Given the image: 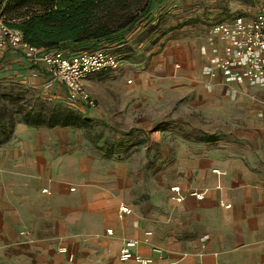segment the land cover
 Returning <instances> with one entry per match:
<instances>
[{"label": "crops", "instance_id": "0c3cea01", "mask_svg": "<svg viewBox=\"0 0 264 264\" xmlns=\"http://www.w3.org/2000/svg\"><path fill=\"white\" fill-rule=\"evenodd\" d=\"M168 1L158 0L145 25L128 33L124 42L109 46L123 47L130 37V41L139 42L136 47L151 45L149 38L155 30L160 32L155 33L157 38L151 46L156 45L155 50H162L163 54L157 55L160 58L169 47L180 48L187 41L195 43L194 49L199 52L189 62H210L202 68L205 73L202 78L213 88L204 93L205 97L215 100V105L217 100L223 99L241 109L242 118L247 119L245 139L228 142L209 136L192 143L194 153H185L183 161L194 165L187 167L183 177L194 180V188L202 193V198L190 195L182 182L174 183L180 188L175 193L179 199H171L172 184L167 194H163L162 204L154 202L156 206L152 205L145 214H140L129 203L106 199L101 189L95 191L97 197L92 202L87 196L84 200L90 190L89 182L83 179L75 180L78 186L73 188L56 185L55 179L48 177L45 187L33 188L30 180L33 174L41 172L33 167V173H26L25 169L31 171L32 166L27 167L23 160L36 164L37 157L26 158L18 154L17 159L23 165L17 173L25 181L7 187L0 197V264H138L119 259L124 239L137 240L139 243L133 253L152 258L154 264H264V81H246L241 75L232 81L221 75L211 77V63L227 40L211 33L208 26L194 30L161 27L159 7ZM254 16L225 23L234 25ZM168 62L166 57L164 63ZM89 78L90 75L84 80L87 90ZM0 81L22 87L49 102L45 109L35 110L33 106H23L22 94L10 93L9 98L17 105L14 113L20 115L19 128L22 125L50 130L58 126L82 127L88 125L85 121L99 115L96 108L70 103L65 86L53 80L43 66L33 64L24 50L8 48L3 52ZM67 106L71 110L69 113L64 110ZM25 112L40 114V122L28 124L23 121ZM14 113L10 114L15 124ZM67 120L72 123L63 124ZM217 144H225V149H215ZM42 190L48 192L46 195L60 196L64 202L43 206ZM121 204L131 209V213L123 218L118 215ZM108 230L112 234H108ZM148 231L152 234L146 238ZM62 248L66 252H62ZM154 248L162 251L161 257ZM69 254L74 256L72 262L68 260Z\"/></svg>", "mask_w": 264, "mask_h": 264}, {"label": "rangeland", "instance_id": "374dc122", "mask_svg": "<svg viewBox=\"0 0 264 264\" xmlns=\"http://www.w3.org/2000/svg\"><path fill=\"white\" fill-rule=\"evenodd\" d=\"M262 11L264 0H170L159 7L158 13L161 27L194 30L235 18H251ZM155 33L149 38L152 44ZM131 39L123 47L107 48L119 57L121 65L90 75L86 90L99 115L85 121L87 126L19 128L20 115L14 113L17 105L9 98L10 93L22 94L23 106L35 110L45 109L49 102L0 81V140L7 138L0 143V197L7 187L25 181L17 173L23 165L17 159L20 154L37 157L36 164L23 160L24 165L32 166L31 171L25 169L26 173H33V167L41 172L33 174L30 183L26 180L33 188L45 187L48 177L54 178L56 185L73 188L78 186L75 180L83 179L89 182L90 190L84 200L88 197L92 202L97 197L95 191L101 189L106 199L129 203L145 214L154 202L162 204L163 194L174 183L182 182L192 196L197 192L194 180L183 177L187 167L194 165L183 161L185 153H194L192 143L209 136L228 142L245 139L247 119L242 118L241 109L223 99L215 105V100L205 97L210 84L202 78V68L210 62H189L199 52L194 49L195 43L169 47L160 58L157 55L163 52L155 50L156 45L136 47L139 42ZM166 57L168 63H164ZM65 109L71 111L69 106ZM11 112L16 123L6 136L2 134L3 125ZM223 145L214 148L223 150ZM47 193L42 190L43 206L64 202L60 196Z\"/></svg>", "mask_w": 264, "mask_h": 264}, {"label": "trees", "instance_id": "16d2710c", "mask_svg": "<svg viewBox=\"0 0 264 264\" xmlns=\"http://www.w3.org/2000/svg\"><path fill=\"white\" fill-rule=\"evenodd\" d=\"M157 1L0 0V18L40 53L58 50L71 57L124 42L128 33L148 22ZM40 117L25 112L23 121L37 124ZM13 124L9 114L2 134L7 136Z\"/></svg>", "mask_w": 264, "mask_h": 264}, {"label": "built area", "instance_id": "2783aa9c", "mask_svg": "<svg viewBox=\"0 0 264 264\" xmlns=\"http://www.w3.org/2000/svg\"><path fill=\"white\" fill-rule=\"evenodd\" d=\"M210 32L219 34L227 40V43L218 53L210 66V76H223L232 81L242 76L246 81H264V12H258L250 20L240 21L234 25L218 23L210 27ZM8 48L24 50L33 64L45 68L53 80L61 82L67 90V99L72 104H83L88 108H96L94 99L84 87V80L94 72L116 68L121 60L109 52L107 48L83 52L81 54L66 57L61 51L51 50L40 53L34 47L28 46L22 41L21 34L9 28L0 18V56ZM264 103V100H263ZM215 172H218L215 170ZM172 200L179 199L175 194L178 186L171 187ZM198 199L202 193H192ZM229 207V205H224ZM131 213V209L121 204L118 215L123 218ZM108 234H112L108 230ZM151 232H145V237L151 236ZM135 239H124L119 252L121 261L132 260L138 264H154V260L133 253L138 245ZM62 252H66L64 248ZM153 251L161 257L162 251L154 248ZM74 256L69 254V262Z\"/></svg>", "mask_w": 264, "mask_h": 264}]
</instances>
